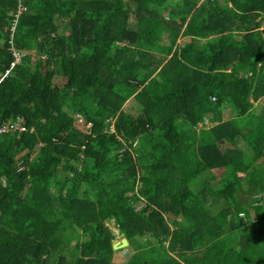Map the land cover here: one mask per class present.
I'll use <instances>...</instances> for the list:
<instances>
[{"label": "trees", "instance_id": "16d2710c", "mask_svg": "<svg viewBox=\"0 0 264 264\" xmlns=\"http://www.w3.org/2000/svg\"><path fill=\"white\" fill-rule=\"evenodd\" d=\"M124 1L0 0V264H264V0Z\"/></svg>", "mask_w": 264, "mask_h": 264}, {"label": "rangeland", "instance_id": "374dc122", "mask_svg": "<svg viewBox=\"0 0 264 264\" xmlns=\"http://www.w3.org/2000/svg\"><path fill=\"white\" fill-rule=\"evenodd\" d=\"M126 2H128V0H125V1H124V3H126ZM185 42H186L185 39H180V40L178 41V43H179L180 45L184 44ZM124 110H125L127 113H129V115H130L131 117H135V115H136V114L138 113V111H139L138 106L134 103L133 100L129 101V102L125 105ZM224 205H225L224 202L221 203V204L216 205L215 207H213V211H215V212L220 211L222 208H224ZM135 208H136L137 210H139V209H138V208H139L138 205H136ZM251 213H252V211H251ZM240 218L245 222V217H243V215L240 216ZM113 231H114V234H115V241H114V242H118V241H120V239H121V235H119L117 231H115V230H113ZM124 249H127V248H124ZM127 251H128V250H127Z\"/></svg>", "mask_w": 264, "mask_h": 264}, {"label": "water", "instance_id": "95a60500", "mask_svg": "<svg viewBox=\"0 0 264 264\" xmlns=\"http://www.w3.org/2000/svg\"><path fill=\"white\" fill-rule=\"evenodd\" d=\"M126 247H128V242H127V240L124 238V236L122 234H121L120 241L114 242L113 246H112L113 250H115V251L116 250H120V249H124Z\"/></svg>", "mask_w": 264, "mask_h": 264}, {"label": "clouds", "instance_id": "9594fccd", "mask_svg": "<svg viewBox=\"0 0 264 264\" xmlns=\"http://www.w3.org/2000/svg\"><path fill=\"white\" fill-rule=\"evenodd\" d=\"M77 125H78V127H76V128H78V129H81L82 127L84 128V129H89V127H90V125H87V127L86 126H84V125H82V119L81 118H79L78 117V120H77Z\"/></svg>", "mask_w": 264, "mask_h": 264}, {"label": "built area", "instance_id": "2783aa9c", "mask_svg": "<svg viewBox=\"0 0 264 264\" xmlns=\"http://www.w3.org/2000/svg\"><path fill=\"white\" fill-rule=\"evenodd\" d=\"M21 12H22V10H21ZM212 100H214V99H212ZM205 123H207V121H205ZM3 130H1V132H2ZM122 151V150H121ZM240 216H242V215H240Z\"/></svg>", "mask_w": 264, "mask_h": 264}]
</instances>
